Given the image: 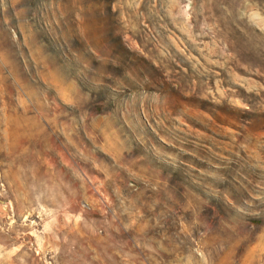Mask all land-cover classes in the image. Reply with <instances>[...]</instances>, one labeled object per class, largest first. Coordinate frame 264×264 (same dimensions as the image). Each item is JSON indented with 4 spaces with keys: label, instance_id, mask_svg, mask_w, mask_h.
<instances>
[{
    "label": "rangeland",
    "instance_id": "obj_1",
    "mask_svg": "<svg viewBox=\"0 0 264 264\" xmlns=\"http://www.w3.org/2000/svg\"><path fill=\"white\" fill-rule=\"evenodd\" d=\"M0 264H264V0H0Z\"/></svg>",
    "mask_w": 264,
    "mask_h": 264
}]
</instances>
